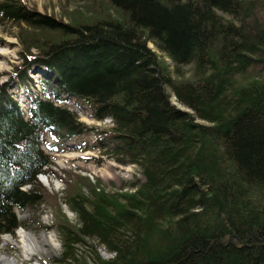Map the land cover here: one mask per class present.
Instances as JSON below:
<instances>
[{"label":"trees","instance_id":"obj_1","mask_svg":"<svg viewBox=\"0 0 264 264\" xmlns=\"http://www.w3.org/2000/svg\"><path fill=\"white\" fill-rule=\"evenodd\" d=\"M261 1L96 0L99 16L68 22L0 0V22L20 28L12 80L33 95L26 118L0 82V235L24 225L17 209L47 201L63 245L55 264H264ZM185 65L190 78L180 77ZM33 67L46 73L39 94ZM72 97L111 125L58 104ZM47 131L61 141L107 133L144 182L109 191L74 170L59 174L42 145L60 143ZM50 173L64 181L62 196L39 181Z\"/></svg>","mask_w":264,"mask_h":264},{"label":"rangeland","instance_id":"obj_2","mask_svg":"<svg viewBox=\"0 0 264 264\" xmlns=\"http://www.w3.org/2000/svg\"><path fill=\"white\" fill-rule=\"evenodd\" d=\"M31 8H36L39 12H49L58 20L70 21L74 18H83L85 20L99 16L100 11L97 10L95 4L96 0H24ZM264 4V0L260 2ZM110 12L115 16L114 10L109 7ZM101 14V13H100ZM264 18V13L262 12ZM226 18L231 19L232 16L225 15ZM20 28L10 22H0V82H8L9 93L19 100V106L26 118L29 112H26V107L30 108L32 104L33 95L27 87L21 83L12 80V75L15 74V66L22 64V57L20 52L22 50L18 33ZM149 46L162 54L153 43L149 42ZM170 61L172 68L173 62ZM192 65H185L182 67V78H190L192 76ZM44 68L33 67L29 74L37 84V79L46 76ZM256 69L250 70L246 76L249 79L256 73ZM181 78V79H182ZM35 86V85H34ZM171 92V101L178 107H182ZM62 105L61 103H58ZM64 105V104H63ZM68 106L80 113H85V116L80 115V120L89 124L97 125L98 127L111 125L110 119L104 121L92 118L93 110L86 101L72 99ZM25 107V108H23ZM107 133L95 134L89 132L82 136H75L71 140H58L55 139L50 131H47L46 140L51 143H60L61 151L49 150L46 145H42L43 149L51 155L53 159V169L59 174H64L65 171L74 170L85 176L90 177L92 180L99 179L109 191L131 190L132 184L138 186L144 182L145 177L139 166L133 163L120 162L113 154L116 151L115 142L107 137ZM42 175H46L50 182H45ZM39 181L41 184L48 188L50 192H58L60 196L64 193L66 188L65 183L58 176L51 174H40ZM59 182V186L56 183ZM63 207L67 211L69 217L74 222L77 221L76 214L65 204ZM19 218L23 221L24 225L20 228L40 236L44 232L54 233V244L45 243L43 249L33 250V254L29 257L25 254L24 243L20 236L17 235V230L14 234L0 235V261L6 259L7 262H0V264H55L54 260L61 257L63 252V245L60 235L55 228V216L53 210L48 202H44L39 209H17ZM48 227V228H47ZM19 229V228H18ZM5 236H10V239H5ZM102 254L106 258L112 257V253L107 252L102 247L100 248ZM57 264V263H56ZM62 264V263H59Z\"/></svg>","mask_w":264,"mask_h":264},{"label":"bare ground","instance_id":"obj_3","mask_svg":"<svg viewBox=\"0 0 264 264\" xmlns=\"http://www.w3.org/2000/svg\"><path fill=\"white\" fill-rule=\"evenodd\" d=\"M43 180L45 182H50L49 178L46 175H42ZM59 186V182L56 183ZM17 235L20 236L24 243V251L27 256H31L33 254V250H41L43 249V245L45 243H53L55 240L54 233L44 232L40 236H36L35 234L25 230L24 228L17 229ZM5 239H10V236H5ZM0 262H7L6 259H2Z\"/></svg>","mask_w":264,"mask_h":264},{"label":"water","instance_id":"obj_4","mask_svg":"<svg viewBox=\"0 0 264 264\" xmlns=\"http://www.w3.org/2000/svg\"><path fill=\"white\" fill-rule=\"evenodd\" d=\"M180 108H182V107H180ZM182 109H184V108H182Z\"/></svg>","mask_w":264,"mask_h":264}]
</instances>
